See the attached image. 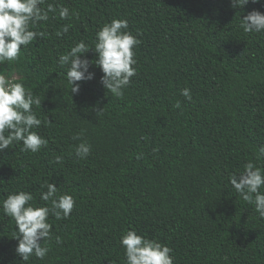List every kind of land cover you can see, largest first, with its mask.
Listing matches in <instances>:
<instances>
[{
  "label": "trees",
  "instance_id": "16d2710c",
  "mask_svg": "<svg viewBox=\"0 0 264 264\" xmlns=\"http://www.w3.org/2000/svg\"><path fill=\"white\" fill-rule=\"evenodd\" d=\"M47 4L57 12L32 29L45 37L22 46L18 62L0 65L42 100L41 109L33 106L42 123L32 131L48 140L37 153L22 151V142L0 152V264H125L120 237L133 229L169 246L174 264H264V218L229 182L249 161L264 169V157L257 159L264 146V33L239 27L248 12L264 13V0L243 9L231 0ZM60 6L77 15L60 19ZM113 18L127 20L140 40L136 75L116 98L92 64L94 79L70 93L59 56L81 40L94 46ZM83 56L94 61L97 54ZM185 87L190 101L181 95ZM81 141L91 145L86 159L75 156ZM56 156L62 163H52ZM45 180L75 205L67 219L49 215V253L25 262L2 202L24 190L35 206L45 205Z\"/></svg>",
  "mask_w": 264,
  "mask_h": 264
},
{
  "label": "clouds",
  "instance_id": "9594fccd",
  "mask_svg": "<svg viewBox=\"0 0 264 264\" xmlns=\"http://www.w3.org/2000/svg\"><path fill=\"white\" fill-rule=\"evenodd\" d=\"M250 0H231V7L243 9ZM256 3L258 0H251ZM46 0H0V65H12L19 61L21 47L27 48L38 37H45L44 32L32 30L41 22L49 20V12L56 13L57 8L47 4ZM59 18L69 19L77 14L70 12L66 6L58 9ZM71 23L62 25L56 31L57 36L68 33ZM239 27L246 33H264V13L252 10L240 20ZM127 20L113 18L96 32L94 46H89L83 40L75 43L70 50L59 56L58 64L66 68L67 83L71 86L70 93H78L79 81L94 79L95 74L89 71L92 64L98 66L103 75L101 83L107 92L116 98L124 95L136 75L137 64L134 48L140 40L130 31ZM90 49L97 57L90 61L83 56ZM187 100L192 99L189 88L181 90ZM42 100L26 89L22 78L0 71V152L10 148L13 143L22 142V151L37 153L48 144V140L32 131L41 125L33 106L41 109ZM180 108V102L174 105ZM104 108V107H103ZM102 109H97V113ZM50 122V120H49ZM81 133L73 136L80 140ZM155 151V150H154ZM91 152V145L81 141L75 147V156L86 159ZM264 157V146L259 148L257 159ZM62 156H56L52 163L60 164ZM232 188L249 204L254 205L255 211L264 218V169L249 161L244 164L243 171L229 175ZM40 200L43 206H35L34 196L30 191L20 190L10 193L2 202L5 215L14 219L18 240L16 253L27 262L31 257L43 260L50 251L52 225L48 222L49 215L57 220L67 219L75 205L70 194L60 195L58 187L49 180L41 184ZM60 243V237L55 238ZM120 245L124 249L125 264H174L173 250L155 239H149L138 234L134 229L122 233Z\"/></svg>",
  "mask_w": 264,
  "mask_h": 264
}]
</instances>
